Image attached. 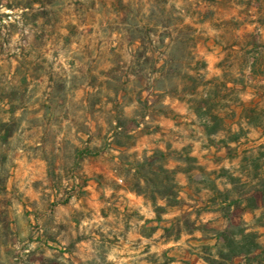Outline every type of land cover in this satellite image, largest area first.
I'll return each mask as SVG.
<instances>
[{
  "label": "rangeland",
  "instance_id": "obj_1",
  "mask_svg": "<svg viewBox=\"0 0 264 264\" xmlns=\"http://www.w3.org/2000/svg\"><path fill=\"white\" fill-rule=\"evenodd\" d=\"M216 77L229 149L190 107ZM263 146L264 0H0V264H205L232 227L264 247ZM177 220L198 231L166 240Z\"/></svg>",
  "mask_w": 264,
  "mask_h": 264
},
{
  "label": "trees",
  "instance_id": "obj_2",
  "mask_svg": "<svg viewBox=\"0 0 264 264\" xmlns=\"http://www.w3.org/2000/svg\"><path fill=\"white\" fill-rule=\"evenodd\" d=\"M199 89L194 90V98L198 100L191 102L190 107H192V111L194 112L200 127L210 141V145L222 149H229L231 145H239L242 139L246 136L244 130L240 128L238 132L233 131L232 128L227 125V122L232 119L224 116L223 111L218 107L221 102V93L230 92L228 86L223 84L219 79H214L206 82L201 93L198 92ZM231 114L235 117L234 112H231ZM218 137L221 138L218 140L217 144L216 142H211L213 141L212 139ZM262 149H264V146ZM261 157L262 158L248 163L249 166L254 165V170L258 174L264 170V156ZM260 161H262L263 164L260 165ZM196 170L202 175H205L206 173L200 167H196ZM171 175L175 176L176 173L173 172ZM216 175L217 172H211L207 176H209L211 181ZM257 178L258 176H256V179ZM216 180L217 177L213 182H207V180H204V184L202 185H206V188H204L205 191L211 189L212 192L219 195L215 185ZM207 185H209L210 188H207ZM174 189L175 191L178 190L177 187ZM175 197V201L177 202V194H175ZM213 205H219L215 207L221 209L224 215L230 216L232 212L231 207H227V209L224 208V203H214ZM256 210H258V208L256 204H253L251 211ZM196 231H198V228L194 225L192 226L188 222L182 224L181 221L177 220L170 224V228H165L163 233L166 240H178L183 234L191 236ZM215 240L216 245L212 249L213 252H215V255L204 258L203 262L205 264H264V247L259 243V234L250 232L245 227H232L225 232H217L215 233Z\"/></svg>",
  "mask_w": 264,
  "mask_h": 264
},
{
  "label": "crops",
  "instance_id": "obj_3",
  "mask_svg": "<svg viewBox=\"0 0 264 264\" xmlns=\"http://www.w3.org/2000/svg\"><path fill=\"white\" fill-rule=\"evenodd\" d=\"M254 68H255L254 66L251 68V72ZM258 77L259 76H257L256 73H251V78L253 80H257ZM214 79H219V77L213 78L210 81H212ZM168 107H169L168 110L171 111L174 114V116H179V117L186 116L187 112H189L188 110H186V108H182L181 106H179V103H177V102L171 103ZM160 125L162 127H170L171 125H173V123L170 120L161 119ZM194 157H196L197 159L200 160V156L194 155Z\"/></svg>",
  "mask_w": 264,
  "mask_h": 264
}]
</instances>
